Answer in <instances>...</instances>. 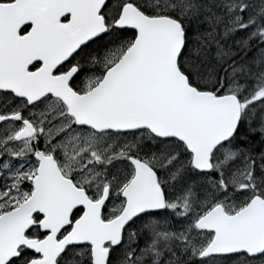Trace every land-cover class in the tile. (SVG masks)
I'll use <instances>...</instances> for the list:
<instances>
[{"label": "snow or ice", "instance_id": "6c2138e0", "mask_svg": "<svg viewBox=\"0 0 264 264\" xmlns=\"http://www.w3.org/2000/svg\"><path fill=\"white\" fill-rule=\"evenodd\" d=\"M0 264H264V0H0Z\"/></svg>", "mask_w": 264, "mask_h": 264}]
</instances>
